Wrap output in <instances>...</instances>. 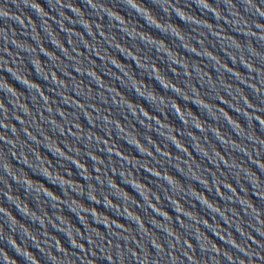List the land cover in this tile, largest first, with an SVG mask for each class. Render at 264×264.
<instances>
[{
	"label": "water",
	"instance_id": "water-1",
	"mask_svg": "<svg viewBox=\"0 0 264 264\" xmlns=\"http://www.w3.org/2000/svg\"><path fill=\"white\" fill-rule=\"evenodd\" d=\"M0 264H264V0H0Z\"/></svg>",
	"mask_w": 264,
	"mask_h": 264
}]
</instances>
